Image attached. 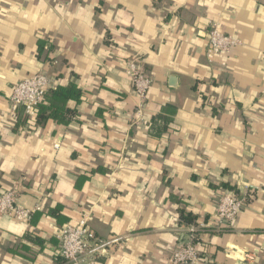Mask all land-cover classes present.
I'll use <instances>...</instances> for the list:
<instances>
[{
    "label": "crops",
    "instance_id": "crops-1",
    "mask_svg": "<svg viewBox=\"0 0 264 264\" xmlns=\"http://www.w3.org/2000/svg\"><path fill=\"white\" fill-rule=\"evenodd\" d=\"M212 25L240 43L209 58ZM133 62L151 78L143 99ZM41 71L82 90L68 123H19L12 89ZM8 191L33 218L0 212V264H67L59 233L80 223L93 264H172L191 226L180 208L205 223L199 264H264V0H0ZM226 191L243 205L220 225Z\"/></svg>",
    "mask_w": 264,
    "mask_h": 264
},
{
    "label": "built area",
    "instance_id": "built-area-1",
    "mask_svg": "<svg viewBox=\"0 0 264 264\" xmlns=\"http://www.w3.org/2000/svg\"><path fill=\"white\" fill-rule=\"evenodd\" d=\"M240 41L227 34L218 25H212L209 32V41L206 46V53L209 58L224 55ZM128 75L132 79L135 92L140 99L148 94L151 87V78L144 73L136 63H131ZM53 78L46 72H38L17 82L11 92L10 98L17 109L22 106L24 114L29 122L38 114L39 104L45 98L48 89L53 85ZM143 106L140 104L137 116L142 119ZM31 123V122H30ZM16 193L8 191L0 194V212L8 213L19 221L30 222L33 218L32 210L22 207L16 201ZM243 199L237 194L226 191L218 202L216 217L220 225H225L236 219L242 209ZM205 223L191 225L188 229L187 241L178 245L170 257L172 264H199L200 253L195 241L198 235L197 230L204 227ZM89 232L85 224L66 225L59 233L60 254L67 264H93L94 248L88 239Z\"/></svg>",
    "mask_w": 264,
    "mask_h": 264
},
{
    "label": "trees",
    "instance_id": "trees-1",
    "mask_svg": "<svg viewBox=\"0 0 264 264\" xmlns=\"http://www.w3.org/2000/svg\"><path fill=\"white\" fill-rule=\"evenodd\" d=\"M82 97V90L77 88L75 85L71 86H51L43 101L39 104V111L36 116V127L43 126L48 120L53 119L58 121L59 123H68L70 118L73 116L72 111L67 109L66 104L70 99H76L80 101ZM49 108L51 110L49 113H46V110ZM24 109L22 106L17 107V114L19 117V123L26 124L24 118ZM158 121L160 122L159 124ZM169 121L167 117L163 114L159 115L158 118L154 121V127L157 132H163L168 130ZM232 191L238 193L233 186H231ZM230 188V190H231ZM55 208H53L54 210ZM180 217L181 222L187 225H197L199 223L198 217L196 214L192 212H187L184 208H180ZM54 214V212H52ZM203 229H198L197 233L199 234ZM195 241H198V237L196 236ZM65 262V261H64Z\"/></svg>",
    "mask_w": 264,
    "mask_h": 264
}]
</instances>
